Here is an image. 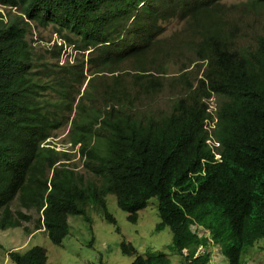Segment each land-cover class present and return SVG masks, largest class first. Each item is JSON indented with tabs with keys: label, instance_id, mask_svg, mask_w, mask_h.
Returning <instances> with one entry per match:
<instances>
[{
	"label": "trees",
	"instance_id": "1",
	"mask_svg": "<svg viewBox=\"0 0 264 264\" xmlns=\"http://www.w3.org/2000/svg\"><path fill=\"white\" fill-rule=\"evenodd\" d=\"M0 4L7 11L0 10V230L31 219L12 210L17 197L22 206L37 208V229L45 227L50 239L61 244L71 230L70 215L92 223L90 203L117 224L107 193L117 195L132 222L156 196L161 216L156 230L172 227V247L184 264H208L212 245L222 248L230 264H245L249 250L264 240V41L257 38L256 49L232 52L230 34L207 17L202 0ZM261 4L264 0H254L253 7ZM175 14L192 18L203 37L197 53L211 63L207 79L196 86L184 74L166 76L179 47L158 35L160 22ZM245 20L232 15L239 29L245 30ZM34 23L52 25L80 47L101 45L98 56L87 62L92 77L81 96L86 61L60 63V47L51 51L56 62L39 58L28 39ZM167 86L173 97L169 110L158 105ZM211 90L220 97V158L208 145L204 128L202 98ZM77 100L73 140L82 142L101 183L63 164L55 167L49 190L50 169L60 158L41 144ZM93 135L100 144L89 149ZM200 227L210 234L199 233ZM25 230L29 232L27 226ZM122 246L126 254L137 253L130 241ZM9 256L16 264L48 261V251L40 245L26 252L11 250ZM170 263L166 253H137L132 262Z\"/></svg>",
	"mask_w": 264,
	"mask_h": 264
},
{
	"label": "rangeland",
	"instance_id": "2",
	"mask_svg": "<svg viewBox=\"0 0 264 264\" xmlns=\"http://www.w3.org/2000/svg\"><path fill=\"white\" fill-rule=\"evenodd\" d=\"M225 1L232 4L244 0ZM0 10L7 13L1 4ZM177 21L175 19L171 22L167 34L182 27ZM31 31L28 39L32 40L37 56L45 61L56 62L51 51L55 49L56 43L61 42V35L56 32L55 27L38 26L34 23ZM69 50L73 48L70 47ZM196 74L197 70L194 72V75ZM194 75H191V79L195 78ZM163 103L167 106L169 99H163ZM70 129L71 123L66 120L50 139L52 146L70 155L67 162L75 170L85 173L88 179L98 180L85 167L86 158L79 154L78 147L71 144ZM107 205L108 210L116 217L117 224L110 223L98 207H88V214L91 215L93 222L90 224L82 215H70V233L61 244H55L45 230H37L38 212L35 209L23 208L16 200L12 204L13 209L21 208L25 214L31 216V219L24 221V225L28 226L30 231H24V226L0 230V242L4 245V248L0 249V264H16L13 260H9L8 252L14 249L26 252L35 245L47 249V264H132L137 253L142 255L166 253L170 257V264H184L183 255L178 254L172 247L174 235L172 227L166 226L156 230L157 224L161 221L159 200L156 196L149 200L147 207L139 211L137 222L129 220L128 212L119 206L116 194L107 195ZM198 231L201 234H210V231L203 227L198 228ZM124 240L134 244L137 248L136 254L123 252ZM211 252L212 259L208 264H230L219 245H212ZM245 262V264H264V240H260L249 250Z\"/></svg>",
	"mask_w": 264,
	"mask_h": 264
},
{
	"label": "clouds",
	"instance_id": "3",
	"mask_svg": "<svg viewBox=\"0 0 264 264\" xmlns=\"http://www.w3.org/2000/svg\"><path fill=\"white\" fill-rule=\"evenodd\" d=\"M202 1H203V8L207 17L216 24L224 26L226 32L230 34L231 37L230 50L232 52L235 51L243 52V51H250L252 49H256L258 46H260L258 44L257 38L264 41V4H261L259 8H256L253 7L254 0L238 1L237 3H232V4L226 3L225 0H202ZM238 4L240 5L237 7ZM257 11H260L261 13L259 14ZM232 15L234 16L242 15L245 17L246 19L244 22L245 30L239 29L233 24ZM175 19L178 20L177 22H180L182 24V27L173 31L170 34H167L169 30V25ZM160 25L162 27V32L158 35V39L171 46L179 47L178 58L176 59V62L170 63V69L169 72L166 74V76L171 78L173 76L184 74L190 82H193L195 84V86L198 84L199 79L201 78L207 79V73L211 69V63L208 58L201 59L199 57V54L197 53V49L199 45L202 43L203 37L200 34L199 29L195 27L192 18L190 16L182 17L180 14H175L170 19L164 22H160ZM69 40L61 37V42H59V44L56 43L54 46V48L55 47L58 48L54 49L53 51L58 50L59 47L61 48L60 63H65L67 60H70L71 63H75V61L78 58L84 59L86 61L85 74L87 75V78L84 81V84L82 85L81 94H80L81 96L84 93L90 78L92 77V75L89 73L88 70L90 69V65L87 62H89V59L98 56V48L101 45L100 44L93 45L88 42L86 46L80 47L75 40H71V39ZM70 47H72L73 50H69ZM53 58L56 59L55 57ZM195 70H197L196 75H194ZM106 73L108 74V76L111 75L109 71H106ZM191 75H194L195 78L191 79L192 78ZM169 80L170 79H168V82ZM171 94L172 91L170 87L167 86V89L164 90L162 96L158 100V105L164 109L166 108L169 110L173 101V97ZM163 99H169V103L167 104V106L164 105ZM202 102L206 106V117L204 119V128L206 129L208 135L207 143L212 148L213 152L216 153V157L220 158L221 154L216 151V146H220V142L216 138V129L219 123L220 97L217 95V93L214 90H211V93L209 95H205L202 98ZM77 104H78V100L74 103L73 110L71 112H67V111L64 112L63 123L58 128L54 129L52 135L46 138L41 144L42 147L54 150V152L58 154L60 158L57 161V163L50 169L49 180H48V184L50 186L49 190H51V180L54 176L55 173L54 170L56 166L60 167L63 164H65L75 170V168L71 166L69 162H67L70 159L69 158L70 155L67 152H61L60 150L56 149L54 146H52L50 142V139L55 135L56 131L65 124L66 120L67 121L69 120L71 123V129L69 134L71 144L78 147L79 154L83 155V157L86 158L85 167L87 168L88 171L92 172L98 179V180H94V179H90V180H94L98 183H101V178L98 175H96L93 171H91L89 167L90 157L88 153L82 152V146H83L82 142L75 143L73 140V131L76 130L74 121L79 111ZM99 144H100V140L97 138L96 135H93L89 149L94 146H98ZM75 171L78 172L77 170ZM78 173H83V172H78ZM83 174L85 175V173ZM87 180L89 179L87 178ZM108 194L110 193H107L105 196L106 203H107ZM16 200H18L20 204V200L18 197L12 202V204ZM117 201H118V197H117ZM20 206L22 205L20 204ZM22 207L26 209H35V210L37 209L35 206L34 208H27L24 206ZM45 207L40 212L42 215ZM88 207L97 208L96 205L93 203H90ZM11 208L14 211H19L25 214L24 210H22L21 208L13 209L12 205ZM24 221H23V226H24V231H26L25 230L26 225H24ZM11 228H17V227H11ZM45 229H46L45 227L40 228V230H45ZM0 243L2 244V247H0V249L4 248L3 243L2 242ZM184 251L187 252V249L185 248ZM9 260H10V256H9Z\"/></svg>",
	"mask_w": 264,
	"mask_h": 264
}]
</instances>
